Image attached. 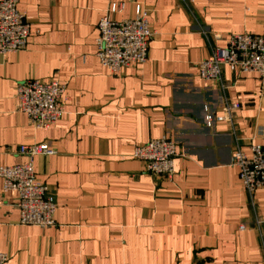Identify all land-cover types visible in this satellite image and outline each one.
Segmentation results:
<instances>
[{"label":"crops","instance_id":"obj_1","mask_svg":"<svg viewBox=\"0 0 264 264\" xmlns=\"http://www.w3.org/2000/svg\"><path fill=\"white\" fill-rule=\"evenodd\" d=\"M113 4L117 21L140 6L156 32L147 61L116 75L95 56L97 24ZM17 10L30 36L0 56V167L25 161L20 146L49 142L54 154L35 157L34 173L56 211L48 228L20 225L17 194L0 179L6 264H264V189L247 194L231 161L235 145L248 157L251 145L264 147V84L222 67L225 100L237 106L223 122L216 84L197 72L229 37L264 36V0H19ZM29 79L65 86L48 130L16 110V85ZM162 137L176 147L171 180L132 158Z\"/></svg>","mask_w":264,"mask_h":264},{"label":"built area","instance_id":"obj_2","mask_svg":"<svg viewBox=\"0 0 264 264\" xmlns=\"http://www.w3.org/2000/svg\"><path fill=\"white\" fill-rule=\"evenodd\" d=\"M19 0H0V56L24 50L30 36L29 23L17 10ZM113 4L97 24L95 56L99 64L116 75L121 70L141 65L147 61L149 43L156 35L147 21V13L135 6L131 18L117 21L113 15L119 12ZM201 34L208 35L206 28ZM222 67L234 75L251 73L264 84V36L249 34L229 37L224 48H214L211 56L197 65L198 77L216 84L221 121L228 122L236 105L226 102L225 86L221 76ZM65 86L56 80L46 82L29 79L16 85V110L26 116L34 129L48 130L56 125L63 114ZM215 123L213 110L203 106V125L211 128ZM232 166L238 170L239 181L247 194L264 189V147L250 146V156L234 146ZM17 154L25 159L23 163L0 167L2 192L17 194L18 222L22 226L48 228L53 226L56 211L55 198L49 188L35 179L34 159L37 156H51L54 149L49 142L20 146ZM175 143L167 137L135 146L132 158L144 164L145 172L156 179L171 180L174 174ZM264 256V248H263ZM9 256L0 252V264H6Z\"/></svg>","mask_w":264,"mask_h":264}]
</instances>
